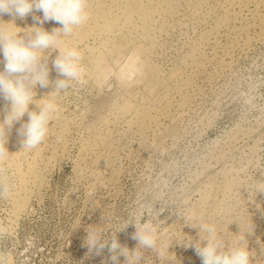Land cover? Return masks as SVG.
Instances as JSON below:
<instances>
[{
  "label": "rangeland",
  "instance_id": "obj_1",
  "mask_svg": "<svg viewBox=\"0 0 264 264\" xmlns=\"http://www.w3.org/2000/svg\"><path fill=\"white\" fill-rule=\"evenodd\" d=\"M87 4L89 20L60 45L81 50L85 82L59 96H47L54 84L34 89L60 109L37 148L22 149L27 114L8 132L0 264H126L107 248L89 252L87 229L135 250V227L122 228L141 204L164 209L162 256L144 249L137 264H202L185 246L199 229L180 214L215 224L226 246L244 236L251 264H264V192L252 189L264 182V0ZM33 15L42 12L0 23L24 35ZM48 52L55 81L58 53Z\"/></svg>",
  "mask_w": 264,
  "mask_h": 264
},
{
  "label": "clouds",
  "instance_id": "obj_2",
  "mask_svg": "<svg viewBox=\"0 0 264 264\" xmlns=\"http://www.w3.org/2000/svg\"><path fill=\"white\" fill-rule=\"evenodd\" d=\"M34 12H42V17L33 15L36 25L22 31L13 23L12 28L0 23V100L7 102L4 108V119L0 121V161L8 158L9 152L5 145L8 132L27 114V122L21 124L18 135L22 137V149L32 150L40 146L49 134L51 122L58 117L59 106L55 99H45L47 96H59L67 92L73 84L85 82L86 68L83 65V54L77 47L64 46L61 43L65 37L84 25L90 17L87 0H0V16L10 15L24 19ZM54 21L61 27L45 30L42 25ZM19 29V30H15ZM51 49L58 54L51 61L59 77L55 81L49 79V57ZM54 84V90L47 96L36 100L34 89L47 88ZM44 101V103H37ZM35 104L39 111L30 110L29 105ZM59 140L60 137H57ZM253 190L264 192V182H258ZM10 194V185L0 183V197ZM163 210H157L150 204H141L131 219L124 222L122 229L129 224L135 227L133 239L138 241V247L130 251L122 246L116 235L105 237L104 230L99 227L87 229L85 244L89 252L99 254L105 248L112 253V261H117L120 255L125 256L126 264H137L141 260L144 249L157 251L162 256L160 245L159 215ZM187 224L199 229L200 239L193 243L186 242V247H194L202 264H251V253L248 250L245 237H239L235 243L226 246L225 239L213 223L190 221L197 219L194 215L180 214ZM120 229V230H122ZM119 230V231H120ZM203 233V235H201ZM170 244L164 245L168 252Z\"/></svg>",
  "mask_w": 264,
  "mask_h": 264
},
{
  "label": "bare ground",
  "instance_id": "obj_3",
  "mask_svg": "<svg viewBox=\"0 0 264 264\" xmlns=\"http://www.w3.org/2000/svg\"><path fill=\"white\" fill-rule=\"evenodd\" d=\"M140 70V69H139ZM138 71V70H137ZM139 72V71H138ZM140 74V73H139Z\"/></svg>",
  "mask_w": 264,
  "mask_h": 264
}]
</instances>
